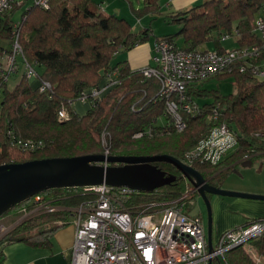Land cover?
<instances>
[{
	"label": "trees",
	"instance_id": "obj_1",
	"mask_svg": "<svg viewBox=\"0 0 264 264\" xmlns=\"http://www.w3.org/2000/svg\"><path fill=\"white\" fill-rule=\"evenodd\" d=\"M22 2L0 15V164L101 153L104 146L97 136L105 129L112 132L108 141L112 142L114 154L169 153L185 161L186 151L215 123L211 116L213 107L219 108L220 118L232 127L238 143L230 155L216 164L194 162L193 166L210 183L217 185V180L236 171L240 164L264 155V80L250 67L241 71L239 62L231 71L213 76L234 80L235 92L229 94L218 88L204 87L203 81L190 84L188 92L194 100H210L201 104L202 113L193 115L183 111L187 126L178 131L172 114L167 111L169 97L160 93L159 79L144 75L142 69L131 68L127 60L112 63L121 48H132L146 41L151 27L135 31L127 19L103 10L96 0H48L47 6L33 1L24 9L18 26L20 54L24 63L34 67L38 84H32L34 78L25 69L10 88L8 79L18 69L17 62L5 79L1 55L4 51H13L15 14ZM263 4L264 0H204L190 8L168 12L183 25L164 38L175 40V35H181L182 46L186 48L201 49L209 45L223 51L228 46L222 35L230 34L234 36L235 45H259V61L264 58V40L254 28ZM160 7V0H142V5L133 6V11L141 17L159 13ZM3 39L11 43L9 48L4 47ZM36 66H41L42 70H37ZM115 70L119 72L121 83L114 89L117 92L113 97L101 99L98 106L90 107L84 114L77 113L71 102L79 100L83 90L101 84L105 76ZM43 81L51 85L41 89ZM63 105L70 117L60 120L58 112ZM149 128L152 135L133 137L135 131ZM19 139L33 140L35 146L23 147ZM154 164L176 178L152 191H134L125 203L129 208L136 211L159 208L170 200H184L189 195L187 188L192 184L175 164L168 161ZM39 193L44 196V207L10 229L0 244L23 240L36 246H49L50 234L68 219L72 208L95 197V193L84 186L51 187ZM33 197L1 214L0 224L16 217L21 208L35 206ZM247 245L264 256V232L229 249L215 264H260L249 254Z\"/></svg>",
	"mask_w": 264,
	"mask_h": 264
},
{
	"label": "built area",
	"instance_id": "obj_2",
	"mask_svg": "<svg viewBox=\"0 0 264 264\" xmlns=\"http://www.w3.org/2000/svg\"><path fill=\"white\" fill-rule=\"evenodd\" d=\"M22 1L0 0V15ZM34 2L48 5V0ZM19 24L20 21H16L12 31L15 39L13 51L3 61L5 79L15 67L17 53H21ZM254 30L264 40V4L255 20ZM231 37L223 34L222 40ZM260 56L259 45H233L223 51L190 49L179 46L172 39L160 38L152 63L141 69L144 75L159 79L160 93L169 97L167 111L174 118L175 128L183 131L187 126L183 111L193 115L203 112V106L188 92L190 84L231 71L239 62L241 71L250 67L264 80V58L258 61ZM25 69L28 75L35 73L28 62H25ZM118 74L117 70L108 73L101 84L83 90L79 100L89 101L93 108L98 106L104 95L121 83ZM50 85V82L43 81L40 87L45 89ZM58 115L60 120H64L70 117V112L63 105ZM211 116L215 123L210 131L185 153L184 162L191 166L195 161L216 164L238 143L232 127L220 118L218 107H213ZM146 133L152 135V128L137 130L133 137L140 138ZM18 143L23 147L35 146L33 140L24 142L19 139ZM84 187L93 191L95 197L72 208L76 235L70 264H215V260L227 250L264 232V217H257L225 230L216 241L212 239L210 248L202 216L186 214L183 200H170L161 208H138L136 211L125 205L135 191L128 186L102 183ZM32 200L36 205L26 214L39 211L45 205L40 193L35 194ZM246 248L256 261H260L253 246L247 245Z\"/></svg>",
	"mask_w": 264,
	"mask_h": 264
},
{
	"label": "water",
	"instance_id": "obj_3",
	"mask_svg": "<svg viewBox=\"0 0 264 264\" xmlns=\"http://www.w3.org/2000/svg\"><path fill=\"white\" fill-rule=\"evenodd\" d=\"M104 161L110 163L103 164ZM175 164L194 185L208 206L207 234L212 248L213 215L209 194L264 200V194L222 188L212 184L194 166L169 154L105 155L88 153L73 156L36 158L0 164V215L16 203L40 191L59 186L110 184L133 190L152 191L176 178L154 164Z\"/></svg>",
	"mask_w": 264,
	"mask_h": 264
},
{
	"label": "rangeland",
	"instance_id": "obj_4",
	"mask_svg": "<svg viewBox=\"0 0 264 264\" xmlns=\"http://www.w3.org/2000/svg\"><path fill=\"white\" fill-rule=\"evenodd\" d=\"M34 0H27V2L20 6L16 10L15 14V20H21L23 16V11L25 8L29 7V5L33 2ZM110 1V2H109ZM162 2L164 0H161ZM133 3L134 7H139L142 5V0H104V8L107 12H112L115 13V11L118 9H125L124 14L121 13V10L119 12L121 13L120 15H123V17L127 18L131 23H132V28L135 31H140L144 27H150L154 30V32L151 33L150 39L141 42V43H150V40L153 42L156 39V36L163 35L165 33H175L178 30L181 29V24L182 22L174 20L172 16H167L168 14L162 12L161 14L154 15V14H145L141 17L137 16L136 13H134L131 4ZM203 2V0H202ZM202 2L196 3V4H191L187 8H190L194 5L200 4ZM112 5L110 6V4ZM164 3V2H163ZM114 7H116L114 9ZM118 7V8H117ZM185 8V9H187ZM170 31V32H169ZM176 41L178 44L183 45L184 40L181 35H175ZM2 44L4 47L9 48L11 43L7 39L2 40ZM224 44L227 46L235 45L236 41L234 37H231L227 40H223ZM139 44V43H138ZM137 45V44H136ZM136 45L132 48H126L123 47L120 49L118 53H116L113 57L112 63H116L119 60H123L122 57H124L127 52L131 51L133 48L136 47ZM8 53L4 51L1 55V58L3 61L6 60ZM16 62H17V67L18 69L10 74V78L8 79V86L10 88H13L14 85L17 83L18 79L21 77V75L25 72V64L23 62V57L21 56L20 53H17L16 55ZM202 86L207 87V88H218L221 89V91L224 94H229L231 92H235V84L234 80L232 78H228L225 80L220 79L219 77H211L201 83ZM115 91L114 89L112 92H108L106 95H104L103 99L110 100ZM110 93V95H108ZM210 100V98H199L200 101L204 100ZM208 100V101H209ZM91 107V106H90ZM104 110V109H103ZM101 110L99 109V112ZM112 132L108 130L102 131L100 134H98L97 138L101 140V144L104 146L102 147V152L105 155H114V152H112V142L108 141V136L111 135ZM107 147H105V145ZM109 151L107 154L106 152ZM233 151V150H232ZM117 155H121L119 153H115ZM128 155V154H125ZM230 155L229 152L226 156ZM225 156V157H226ZM224 157V158H225ZM107 161H104L103 163H106ZM108 163V162H107ZM189 182L192 184L187 188L189 191V195L184 198L183 201H185V206H184V212L186 214H201L203 217V223L207 228V223H208V206L204 200V198L197 193V191H194L195 185L189 180ZM218 186H221L222 188L226 189H234V190H239V191H244V192H250V193H258V194H264V155H258L253 158V160L250 163H242L239 165V168L235 171H230L228 175L223 179V180H217L216 181ZM161 187V186H160ZM190 189V190H189ZM137 191V190H136ZM191 192V193H190ZM44 197V196H43ZM222 197H231V196H222ZM234 198H244V197H234ZM224 199V198H222ZM227 199V198H226ZM246 200H257V199H252V198H245ZM228 200H230L228 198ZM210 203L212 207V215H213V240L216 241L220 235L227 229L234 226L226 227V228H220V230L217 229L216 226V216L223 217L224 214H227L229 211H226L225 209V203L223 200H221V197H217L215 195L210 196ZM161 208V207H159ZM248 208V207H246ZM35 211V210H34ZM25 214L27 217L32 216V214ZM24 212V208H21L20 211H18V214L16 217H13V219H10L8 221H5L4 223L0 224V240L7 234V230L11 229L12 225L16 226L18 222L20 221L22 214ZM218 216V217H219ZM245 216H250V214H245ZM257 216V215H256ZM264 217V216H263ZM1 242V241H0ZM216 259V258H215ZM261 261V258H260ZM260 264H264V256L262 259V262Z\"/></svg>",
	"mask_w": 264,
	"mask_h": 264
},
{
	"label": "crops",
	"instance_id": "obj_5",
	"mask_svg": "<svg viewBox=\"0 0 264 264\" xmlns=\"http://www.w3.org/2000/svg\"><path fill=\"white\" fill-rule=\"evenodd\" d=\"M96 1L99 2L101 4L102 9L105 10L104 0H96ZM198 1L202 2V0H164L163 1L164 3H163L160 0V4H161L160 12L150 13V14L158 15L164 12L163 15H165V13L167 14L168 12L185 9L191 4L198 3ZM26 2L27 0H24L22 2V5H24ZM130 4L133 9V3L131 2ZM111 5L112 3L110 4V6ZM115 8L116 7H114V9ZM119 10H121V13L124 14L125 9H123V11L122 9H118V12L117 10L115 11V14H117L120 17H123V15H120L121 13L119 12ZM130 24L132 25L131 22ZM182 25L183 24H181L180 26L182 27ZM150 32L152 33L154 32V30L151 28ZM168 34H171V33H168ZM168 34L165 33L163 35L156 36V39L154 42L150 40V43L137 44L135 48L127 52V54H125L124 57H122L123 60H127L131 68H134V69H137V68L141 69L143 66H146L152 63V57L153 55L156 54L157 41L160 38H164V36ZM148 39H150V36ZM173 41L177 43L176 39ZM178 45L182 46L180 44ZM208 47L210 46L209 45L203 46L201 49H205ZM10 53H8V55ZM36 69L41 71L42 67L36 66ZM35 75L36 73L32 75L31 77L34 78ZM32 84L34 86L38 84L37 78L32 79ZM196 100L200 104H202L204 101H208L209 99L204 100V101H200L199 99H196ZM73 105H74V109L79 114L86 113L87 110L90 108L89 101L76 100L73 102ZM215 196L221 197V200H223L225 203L226 211H229L227 214H224V216L221 218L219 215H218L219 217L218 216L215 217L216 225L214 226H216L218 230H220V228H226V227H230L234 225L237 226V225L246 224L245 222L247 221H250L256 217L264 216V200L257 199V200L250 201V200H246L245 198L222 197L220 195H215ZM228 198L230 200H228ZM32 207L33 205L27 206L18 224L27 218V216L25 215L26 211L30 210ZM37 212L38 211L34 212L32 215H35ZM73 214L74 213L71 212V214L68 216V219L64 223H60L59 226L50 234V245L49 246H36V245H33L23 240L4 241L3 243H1L0 244V264H70L72 248L74 245L75 235H76V227L73 223V219H74ZM245 214H250V216H245ZM196 215L202 216L201 214H197V213ZM54 222H56V219L54 220ZM11 227L12 228L15 227L14 224ZM206 231H207V228H206ZM212 239H213V231H212ZM259 256L261 258V261H257V262L261 263L263 256L261 255Z\"/></svg>",
	"mask_w": 264,
	"mask_h": 264
},
{
	"label": "bare ground",
	"instance_id": "obj_6",
	"mask_svg": "<svg viewBox=\"0 0 264 264\" xmlns=\"http://www.w3.org/2000/svg\"><path fill=\"white\" fill-rule=\"evenodd\" d=\"M29 76H31V75H29ZM228 152H230V150H229ZM185 163H186V162H185ZM183 174H184V173H183ZM197 193H198V192H197ZM29 198H30V197H29ZM29 198H26V199H24V200H28ZM22 201H23V200H22ZM20 202H21V201H20ZM12 207H13V206H12ZM10 208H11V207H10ZM26 208H27V207H24V210H25ZM7 210H8V209H7ZM7 210H6V211H7ZM8 231H9V229L7 230V232H8ZM7 232H6V233H7ZM227 251H228V250H227ZM225 253H226V252H225ZM225 253H224V254H225Z\"/></svg>",
	"mask_w": 264,
	"mask_h": 264
},
{
	"label": "clouds",
	"instance_id": "obj_7",
	"mask_svg": "<svg viewBox=\"0 0 264 264\" xmlns=\"http://www.w3.org/2000/svg\"><path fill=\"white\" fill-rule=\"evenodd\" d=\"M103 164H105V163H103ZM110 163H107V164H105V165H109ZM187 164V163H186ZM136 191V190H135ZM37 194V193H36Z\"/></svg>",
	"mask_w": 264,
	"mask_h": 264
},
{
	"label": "flooded vegetation",
	"instance_id": "obj_8",
	"mask_svg": "<svg viewBox=\"0 0 264 264\" xmlns=\"http://www.w3.org/2000/svg\"><path fill=\"white\" fill-rule=\"evenodd\" d=\"M212 196V195H211ZM210 197V196H209Z\"/></svg>",
	"mask_w": 264,
	"mask_h": 264
}]
</instances>
